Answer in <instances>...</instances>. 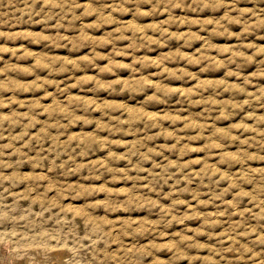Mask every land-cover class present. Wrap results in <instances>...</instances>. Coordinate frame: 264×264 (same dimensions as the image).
I'll list each match as a JSON object with an SVG mask.
<instances>
[{
  "label": "rangeland",
  "instance_id": "374dc122",
  "mask_svg": "<svg viewBox=\"0 0 264 264\" xmlns=\"http://www.w3.org/2000/svg\"><path fill=\"white\" fill-rule=\"evenodd\" d=\"M0 218V264H264V0H0Z\"/></svg>",
  "mask_w": 264,
  "mask_h": 264
},
{
  "label": "bare ground",
  "instance_id": "6f19581e",
  "mask_svg": "<svg viewBox=\"0 0 264 264\" xmlns=\"http://www.w3.org/2000/svg\"><path fill=\"white\" fill-rule=\"evenodd\" d=\"M82 214H84V213H82ZM83 216V215H82ZM87 216H89V214L87 215ZM90 217V216H89ZM86 218L88 219V217H85V219H84V221L86 220ZM91 218V217H90ZM0 219H2V218H0ZM4 221V220H3ZM88 221V220H87ZM87 221H85V222H87ZM1 222V221H0ZM88 222H90V220L88 221ZM94 222H96L95 220H94ZM104 222V221H103ZM93 225H94V223L93 222H91ZM97 224H98V222H96ZM95 223V224H96ZM87 224V223H86ZM89 226V225H88ZM103 226V225H102ZM112 232V231H111ZM107 233H108V231H107ZM100 238H102V237H100ZM108 238H110V236H108ZM92 240V239H91ZM99 240V239H98ZM97 245V244H96ZM94 247V246H93ZM96 250V249H95ZM59 250H57V252H58ZM55 252H56V250H55ZM57 254V253H56ZM58 256H60V253H58L57 254ZM63 255V254H62ZM73 255H75V253L73 254ZM79 257V256H78ZM5 258V257H4ZM77 261H79V259L77 260ZM76 262V261H75ZM4 263H5V261H4ZM74 263V262H73ZM80 263H81V261H80ZM71 264V263H70ZM74 264H78V263H74Z\"/></svg>",
  "mask_w": 264,
  "mask_h": 264
}]
</instances>
